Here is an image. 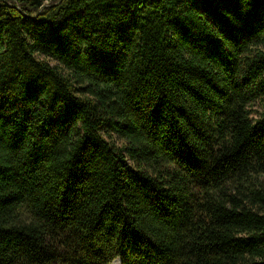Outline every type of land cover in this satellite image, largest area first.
<instances>
[{"label":"trees","instance_id":"trees-1","mask_svg":"<svg viewBox=\"0 0 264 264\" xmlns=\"http://www.w3.org/2000/svg\"><path fill=\"white\" fill-rule=\"evenodd\" d=\"M118 259L264 264V0H0V264Z\"/></svg>","mask_w":264,"mask_h":264},{"label":"bare ground","instance_id":"bare-ground-1","mask_svg":"<svg viewBox=\"0 0 264 264\" xmlns=\"http://www.w3.org/2000/svg\"><path fill=\"white\" fill-rule=\"evenodd\" d=\"M112 264H120L119 260H116L115 262H113Z\"/></svg>","mask_w":264,"mask_h":264},{"label":"water","instance_id":"water-1","mask_svg":"<svg viewBox=\"0 0 264 264\" xmlns=\"http://www.w3.org/2000/svg\"><path fill=\"white\" fill-rule=\"evenodd\" d=\"M119 260V262H120V264H121V260L120 259H118Z\"/></svg>","mask_w":264,"mask_h":264},{"label":"rangeland","instance_id":"rangeland-1","mask_svg":"<svg viewBox=\"0 0 264 264\" xmlns=\"http://www.w3.org/2000/svg\"><path fill=\"white\" fill-rule=\"evenodd\" d=\"M257 109L260 111V108L259 107Z\"/></svg>","mask_w":264,"mask_h":264}]
</instances>
